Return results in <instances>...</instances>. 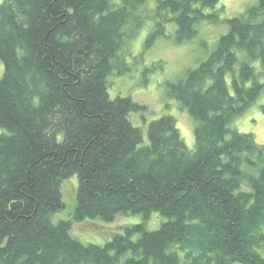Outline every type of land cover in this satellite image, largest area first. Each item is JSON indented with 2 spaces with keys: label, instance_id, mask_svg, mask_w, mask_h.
<instances>
[{
  "label": "trees",
  "instance_id": "trees-1",
  "mask_svg": "<svg viewBox=\"0 0 264 264\" xmlns=\"http://www.w3.org/2000/svg\"><path fill=\"white\" fill-rule=\"evenodd\" d=\"M219 2L3 0L0 264H264V146L231 129L264 92V0L223 20L208 59L167 84L196 123L194 152L169 115L145 143L133 115L147 107L109 93L148 22L147 49L191 42L220 20ZM75 176L72 218L55 223ZM153 213L167 218L159 229L133 225L103 246L71 234L88 219Z\"/></svg>",
  "mask_w": 264,
  "mask_h": 264
},
{
  "label": "rangeland",
  "instance_id": "rangeland-1",
  "mask_svg": "<svg viewBox=\"0 0 264 264\" xmlns=\"http://www.w3.org/2000/svg\"><path fill=\"white\" fill-rule=\"evenodd\" d=\"M259 0H220L217 8L222 7L220 20L216 23L206 22L199 27V35L191 42L176 44L171 37L156 39L150 48L146 42L153 23L148 24L132 40L125 53L131 65V72L123 76L113 75L109 79V93L112 99L130 97L135 102L147 107L148 111L133 115L134 125L144 131L145 143H148L147 131L151 122L169 115L177 120L181 135L191 152L196 149V123L188 111L181 107L176 99L169 96L168 83H177L182 80L189 70L200 66L216 49L222 35L226 34L229 26L223 23L234 17L244 15L247 10L257 4ZM3 0H0V5ZM152 5V4H151ZM212 13L213 10L208 11ZM169 31H172L170 29ZM134 58H138L137 61ZM137 62V63H135ZM4 74V66L0 60V80ZM264 92L253 106L242 116H239L231 125V129L244 134H253L257 143L264 146ZM5 131L0 130V136ZM65 189L66 209L53 217L58 223L61 220L72 218L75 208V189H78V178H72ZM76 184V188H75ZM167 221L166 217L153 213L150 220H144L141 215H119L113 222L102 219H88L73 225L71 234L84 244L103 246L116 234L137 224L145 225L147 231H154Z\"/></svg>",
  "mask_w": 264,
  "mask_h": 264
}]
</instances>
